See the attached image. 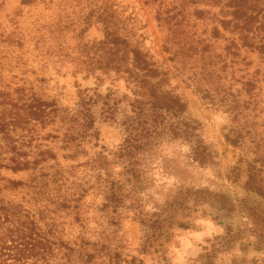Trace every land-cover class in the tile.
Wrapping results in <instances>:
<instances>
[{"label":"trees","instance_id":"1","mask_svg":"<svg viewBox=\"0 0 264 264\" xmlns=\"http://www.w3.org/2000/svg\"><path fill=\"white\" fill-rule=\"evenodd\" d=\"M43 1L19 0L6 23L0 21V192L23 194L19 202L0 196V264H144L114 246L120 228L118 210L127 204L139 210L138 219L147 230L140 254L154 253L167 260L166 245L175 229L193 227L178 219L179 212L189 209L190 196L195 206L203 204L206 192L186 189L187 194L170 195L172 199H166L160 210L144 211L141 197L152 185L149 157L166 141H186L191 143L194 164L212 163L201 125L188 116L181 96L168 89L167 74L130 37L107 25L98 50L84 53V60L74 59L64 68L98 83L102 76L112 83L122 80L134 98L126 101L129 113L122 123L125 137L120 145L112 152L102 147L79 162L87 157L88 145H99V102L105 120L116 119L120 102L112 99L111 91L102 96L97 90L79 89L76 108L69 109L50 94L47 71L52 61L65 58L64 49L42 46L38 21L34 32L21 27L25 9ZM156 2L148 0L150 5ZM6 3L0 0V10L5 11ZM175 3L157 12L158 22L170 32L166 51L183 69L195 67L194 77L206 80L221 96L238 122L226 135L227 142L234 147L251 144L255 157L234 169L236 178L244 175V196L237 202L246 232L264 263V123H242L263 105L264 72L248 73L253 62L247 55L257 54L264 61V0ZM192 18L211 26L207 37L189 35L186 27ZM218 41L223 42L221 51L215 47ZM237 65H243L245 73L235 79L232 70ZM236 83L241 84L238 95L233 92ZM210 95L205 91L206 97ZM58 150L76 164L61 163ZM4 172L24 177L12 178ZM215 197L219 214L235 212L226 195ZM72 226L78 230L74 239L67 235Z\"/></svg>","mask_w":264,"mask_h":264},{"label":"rangeland","instance_id":"2","mask_svg":"<svg viewBox=\"0 0 264 264\" xmlns=\"http://www.w3.org/2000/svg\"><path fill=\"white\" fill-rule=\"evenodd\" d=\"M175 2L177 0H157L150 5L148 0H44L38 6L25 9L21 27L24 30L32 28L34 32L38 28L34 23L38 21L41 34L44 35L42 46L46 49H64L62 54L66 55L65 58L52 61L47 71L49 92L58 97L62 106L76 108L79 89L97 90L102 96L111 91L112 99L120 102L119 114L115 120L104 119L101 115L103 105L99 102L96 107L99 145L97 148L93 147L94 143L88 145L87 157H80L79 162L93 157L102 147L112 152L120 145L125 137L122 123L125 114L129 113L126 101L134 98L122 80L112 83L102 76V81L98 83L93 77L84 79V75H72L73 68H64L70 66L74 59L84 60V53L96 52L107 25H113L114 29L130 37L132 43L147 53L151 61L167 74L168 89L181 96L187 103L188 116L201 125L200 134L213 154V162L205 166L194 164L191 159V143L166 141L156 155L149 157L152 185L141 197L144 211H153L160 210L166 199L171 200L170 195L187 194L186 189L204 190L206 201L203 204L195 206L194 197L190 196L189 209L178 214V219L193 225L192 229H175L174 236L166 245L167 260H161L154 253L141 255L140 249L147 230L138 219L139 210L130 208L127 204L118 210L120 228L113 240L114 246H121L124 254L137 256L144 264H264L262 254L255 249L254 240L246 232L237 202L244 196V175L236 178L234 169L242 161L255 157L250 149L251 144L246 141L234 147L227 142L226 135L237 127L238 122L234 121L233 114L221 96L214 92V87L206 80L194 77L195 67L189 70L190 64L183 69L166 51V38L170 32L158 22L157 12L171 8ZM18 5L19 0H7L5 11L0 10V21L6 23L7 15H11ZM186 29L191 37H207L211 26L206 21L192 18ZM215 47L221 51L223 42L218 41ZM247 56L253 62L248 73L253 74L256 70L264 72V61L257 54ZM243 70V65L234 66V78L243 76ZM240 88L241 84L236 83L233 92L238 95L236 90ZM205 91H209L211 95L206 97ZM261 99L263 105L253 111L248 120L243 119L242 123H264V93ZM58 153L64 165L76 164L64 159V152L61 150ZM3 174L12 178L24 177L23 174ZM221 194L226 195L236 206L235 212L229 216H223L217 210L219 205L216 204L218 198L215 195ZM0 196L19 202L23 194L0 192ZM230 225L231 231L227 229ZM77 232L76 227L67 228L70 239L76 238Z\"/></svg>","mask_w":264,"mask_h":264}]
</instances>
